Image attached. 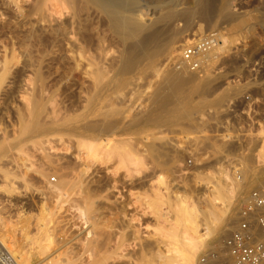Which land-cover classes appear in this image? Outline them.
Here are the masks:
<instances>
[{
	"label": "rangeland",
	"instance_id": "obj_1",
	"mask_svg": "<svg viewBox=\"0 0 264 264\" xmlns=\"http://www.w3.org/2000/svg\"><path fill=\"white\" fill-rule=\"evenodd\" d=\"M137 1L139 2L138 8L140 7L139 12L142 14L141 19L147 22L154 18L152 14L153 12H157L161 7H168L172 3L177 4V11L182 12L183 10H192L195 12V15L192 18L193 20L190 19L186 22L185 20H178L172 25V29H174L173 31L176 33H182L183 30L187 29L186 27L189 26L188 28H192L194 32L195 28L200 26L198 24H201L203 27L202 33L192 35L193 32L190 30L184 32L182 36L179 37L177 43V57L174 59H166L165 56L158 57L154 60L146 59L141 63V66L139 65L138 69L128 75H118V73L114 70L111 71L109 73V84L107 87L109 91H107V97L101 102L103 107L101 106V103L97 104L96 107L98 106L100 108L95 107L93 114L91 113V117L93 119L91 117V119L89 118V121L91 122V120H94L91 123H94L98 127L92 132L93 134L88 133V135L83 138H76L70 135L68 136L67 133H45L37 139L33 137V132L29 130L33 128V124L37 117L40 116L43 121L48 122L49 118L55 115L59 117L60 121H62L60 125H68L70 122L72 123L74 121H78V119L82 116V110L79 108L80 104L76 101V99H68L65 97L63 92L64 90L61 88V85L53 87L50 83H48V66L45 65L47 58L46 56L40 54L39 47L32 50L28 58L26 57L24 53V46L22 44L27 40L26 34L29 31V26L12 21V24L9 25V29L8 27L6 29H0V69L4 62L9 63V66L7 65V68L9 67L6 74L7 76L3 78V83L2 81L0 82V86L2 87H0V142L1 145H3V147H5L8 151L2 154L3 151L1 153L0 150V228H3L2 230L0 229V248L13 253L19 261L24 257L29 259L28 261L26 260L24 264H35L36 261L34 257L35 251L33 245H30L29 241L22 240V235L26 232L28 233V236H31L33 232L32 224H34L33 220L35 219H33V217L37 214V211L35 210V203L36 200H38L37 198L40 197L39 191L43 188V186L46 187L45 185H47L49 187L50 185L51 187L57 182L58 176L61 174L60 172H62L59 170L62 166L60 163L62 164L64 159H67L64 160V162H74L73 160L76 159L74 156L77 155L76 153L78 151L76 149L78 140L85 141V138L88 137V140H91L92 137L95 139L99 137L100 140H103L106 135L108 140L124 142L130 141L131 143L129 142L130 144H128L130 146H134L133 148H136L139 151H141V148L144 150L148 144L151 145V147L154 146L153 148L156 149L157 158L160 157L158 160L160 166L155 168L152 163V156L148 153H143V158L145 157L144 161L146 159L145 163H147L149 167H147L148 171L146 170L143 174L137 175L138 177L135 174H131L130 176L125 175L126 173L123 169L119 170V168H116L118 166H114L116 165L114 160L107 162L99 161L96 162L97 164H93V167H96L95 169L92 167L95 171V175L99 174V185L101 184V186H103L102 188L107 190L109 197L112 195L113 200H111L116 202V205H120V203L125 205V209H123L124 212H120V214L116 217L115 215L113 216L112 212H108L109 214L107 213V216L109 217L108 223H106L108 218H105L107 217L106 210H103L102 212L104 215L102 214L103 216H100V222L103 221L102 224L105 223L104 225L106 226L107 224L110 225L112 221L113 226L110 225L112 228L108 226V228L105 229L106 226L101 223L100 227L103 226L101 229L104 231L110 229L109 233L102 230L103 234L107 233L110 235V241L109 244H107V248L109 249L110 246L111 248L113 246H119L118 250L123 255L122 256L118 251L119 255L122 257L120 256L121 258L116 260V264H155L156 259L154 258L156 257L153 256H155V251H157L156 247H162L163 245L158 237V229L162 226L166 228L168 225L167 221L170 220L169 216L173 214V202L175 200L177 201V198L178 200L179 198H182L189 203L191 202L196 207L198 206L199 209L206 210V199L210 198L207 188L212 190L216 184V180L219 176H223L222 174H233L236 170L242 168L243 165L249 166L253 176L245 183V185L242 186L243 194H241L240 197L236 196L231 200V204L227 211V216L232 220V224H229L226 231L219 235L221 238L217 236L214 240H209L208 246L202 249L198 256L197 264H199L200 259L206 251L209 249H220L224 239L236 226L238 210L247 199L249 193L253 190H264V184L261 183L264 179V172L259 170L260 168L257 167L258 165L253 161L255 147L253 141L256 136L248 134L244 125L245 118L240 114L241 107L239 105V99L247 91L254 89L256 90V93L260 95V92H258L260 91V88L258 89V85L264 82V0H211V4H213V10L211 11L213 13L209 12L208 14L201 13L200 6L195 0ZM219 7L222 10L218 9ZM195 9L196 11H194ZM226 13L235 16H246L245 18L248 19L247 27H244V30L242 29L239 31L234 29V25L236 24L235 22H226L223 19V15ZM210 14L212 16H210ZM55 16L57 17L58 15ZM222 19L224 23L222 22ZM194 25H196V27ZM219 31L225 34V37L228 40L227 50L222 54V56L217 53V61H215L211 67H208L206 72H202V75L198 76L193 73H191V75L189 73L191 76L189 74L181 76L185 78L189 75L185 78L186 80L183 79V87L181 86L179 92H176L177 96L181 100L179 101V98L177 99L175 93L173 94L171 92L173 86H175L173 85V82L179 79H176L178 76L175 74L176 70L174 69L173 64L180 59L181 48H183L182 45L187 42V40L200 37L206 33L217 34ZM109 37L110 34H107L105 36L106 41L104 40L108 46L105 43H102L104 48L94 52L95 54L97 53L98 57L92 53V55L94 54L93 56L95 57V60L98 58L95 62H97V64L100 63V66L102 67H105L103 64L109 65L113 60L112 57H115L114 59L117 60L123 52V45L120 40L116 37ZM111 39L112 41H110ZM117 41L118 43H121H119L120 46H117ZM105 46L109 48H105ZM12 47L15 51L11 54L10 50ZM98 52L101 53V56L98 55ZM104 54L106 59H108L107 61L104 59ZM39 65L43 74L44 82L47 83H44L45 86L41 91H38L39 84H36L38 82L36 81L37 79L35 75V70L38 69ZM173 74H175V76H173ZM167 75L170 76L167 77ZM165 76L168 79H166ZM50 77L51 76H49V78ZM171 77H173V79H171ZM164 79L167 80L168 84ZM206 81L208 82V89L204 92L206 94L198 95L196 91H198V89ZM164 82L166 85H169L167 86L168 88L173 85L170 90L167 88L166 92L169 91L168 93L165 92L166 85H164ZM171 82L173 84L170 85ZM161 84L164 86H160ZM185 84L187 87H185ZM191 86L193 90L191 89ZM235 87L239 89L237 94L232 95L227 102L223 103V105H215V102L223 93L226 94L230 89H235ZM181 89L183 90V93H181L182 96L180 94ZM186 89L188 90L186 91ZM156 90H160L161 92L159 91L158 93ZM163 92L167 94V97L168 95L171 96H169V98L162 96L161 93ZM156 94L160 95V97ZM183 96L184 98L186 97L185 100ZM156 97L158 99H156L157 101L155 100ZM164 97L167 98V101ZM159 98L163 100H160ZM175 98L178 102L175 101ZM164 100L165 103L169 101L167 106L164 103ZM153 101H156V103H153ZM171 101H174L176 104L171 105ZM177 103L183 106L186 111L192 113L191 117L193 119L191 118L190 124L188 123L189 121H184L186 124L184 123L183 125L181 124L182 122H180L174 124L173 126H154L150 124V121L154 118L160 117L165 113L172 112L177 109V106H179ZM159 105L161 108H159ZM165 106L166 108H164ZM108 107H110V109ZM101 108H106L108 110L105 111V109ZM162 108L167 111L164 110L163 112ZM97 109L98 111L101 109L100 113L102 112V114L105 111L102 115L103 117L108 111H110L106 114L107 118L105 116L107 121L101 117L100 114L93 117V115L98 114V111L96 113ZM148 109H150V111ZM151 109H154L155 111L152 110L151 112ZM112 110L114 112H112ZM115 111L118 113L117 115H115ZM146 111L149 113L151 112V114L149 115ZM110 115H113V117ZM108 116L110 117L108 118ZM117 116L118 119H115ZM112 118L115 120L113 121ZM95 121H97V123ZM192 121L195 127L193 126ZM108 126L110 127L109 129H107ZM101 127L104 128L101 129ZM37 142H42L41 147L40 145L35 146ZM145 143L148 144L144 145ZM42 147L44 149H42ZM71 151L74 154L71 155ZM81 153H83V151ZM69 156H73L74 159ZM80 156L82 155L80 154ZM51 158L53 160H50ZM58 158L60 159V162ZM189 158H193V165L191 167L186 166V161ZM241 158L243 159V163L241 162ZM82 159H84V156ZM47 160L50 162L53 161L51 162L52 164H48ZM56 160L58 162L55 164L54 162H56ZM49 165L51 167H48ZM55 168H58L59 171ZM38 169H45V176L38 174ZM97 170L99 173L96 172ZM192 174H197V178H194V175ZM5 175H8L9 180H4L3 176ZM97 175L96 177L94 176L95 179H98ZM235 176H237V172H235ZM155 177L159 178L160 181L163 180L161 183H165L166 187L164 192L167 199L162 204V207L161 205L155 206L153 203L154 191L159 186V184H157V178ZM237 178L239 179V176ZM252 178H256L257 180L252 181ZM54 179L55 181H53ZM8 181L12 182L14 192H7L6 182ZM101 181L103 182L101 183ZM171 198L174 199L172 200ZM176 201L174 202L175 204L178 202ZM54 202L55 201L51 200L50 204H47L46 206L50 205L54 207ZM55 203L57 204V202ZM61 203H63V201ZM61 203H58L57 205H60L62 208ZM64 203L66 204L63 205H68L66 207L63 206L64 209H62L64 211L65 208L67 212L70 209L69 207L75 208L71 201H64ZM69 203L73 206H69ZM214 203L215 206L221 207L219 201H215ZM57 205L55 207L56 210L60 208ZM124 205H120L118 207L124 208ZM56 210L55 212H57ZM70 210L68 213H65L66 211H59L56 213V215L61 219L60 220L55 217L57 219L54 221L55 223H58V226H60V229H57V231L59 230V234L56 231V235L60 236L57 240L61 242L60 238L64 239L61 243L57 241L58 245H55L52 248L53 250L56 248L55 252L58 254L57 255L55 253V255L58 256L56 259L59 258V260H62L64 258L63 260H67L68 256H71L70 258L75 256L68 261L71 262L70 264H79L81 259L84 260L87 256L84 253L83 247H80L82 242L78 244L80 241H77L78 243H76V240L74 242V239L72 238L75 236V232L77 233V231L81 232V238L83 235V226L79 225L81 222H76V224L78 223V226L74 223V220L78 215H74L76 218L73 216V214L77 213L75 209H73L75 213L72 211L71 213L73 214L69 215ZM2 212L3 214H1ZM110 213H112V216ZM60 215H64L65 218ZM66 217L69 225L71 224L73 227L75 224L73 228H68L69 225L67 224L68 222L66 221ZM68 217L72 219V223ZM113 217H115V220ZM211 218H214V216H211ZM7 219L10 221H6ZM24 219H27L29 224L27 223L28 225L25 230H22L19 225V220ZM76 221L79 220L76 219ZM1 222L4 223V227H1ZM65 223L67 226L64 225ZM23 224L24 222L22 221L21 225ZM62 224L71 231L69 230L70 232H68ZM75 226L77 227V230H75ZM7 228L9 230H7ZM65 229L66 233H64ZM19 230L21 231L20 233ZM72 230L75 231H73L74 234H71L72 236L70 238L69 233H71ZM63 235H65V237ZM69 238L71 239L70 242H68ZM71 242H74V244ZM70 249H72V251L75 250L77 253L80 251L81 253L79 252L80 254L76 257L77 253H72ZM154 249L156 250L154 251ZM62 250L64 252H61ZM19 251L22 255L18 253ZM17 255L19 257H17Z\"/></svg>",
	"mask_w": 264,
	"mask_h": 264
},
{
	"label": "bare ground",
	"instance_id": "obj_2",
	"mask_svg": "<svg viewBox=\"0 0 264 264\" xmlns=\"http://www.w3.org/2000/svg\"><path fill=\"white\" fill-rule=\"evenodd\" d=\"M195 1L197 2V4H199L201 13L208 14L209 12L210 13L212 12L211 10H213L212 8L213 4H211L212 3L211 0H195ZM138 3L139 2L137 0H0V29L1 30L6 29L7 27L9 29V25L12 24V21H16L18 23H21L22 25L29 26L30 27L29 31L26 34L27 40L26 42L22 44L24 46V53L26 57L28 58L30 56L31 51L39 47L40 54L43 56H46L47 58V60L45 61V65L48 66L47 67L48 83H50L53 87H57V85H61L62 86L61 88L64 90L63 92H64L65 97L68 99H76V101L80 104L79 108L82 110V116L78 119V121H74L72 123L70 122V124L68 125H63V124L60 125L62 121H60L59 117L55 115L49 118L48 122L43 121V119H41L42 117L40 116L37 117L33 124V128L29 130L33 132L34 138L37 139L45 133H67L68 136L70 135L76 138L85 137L86 135H88V133H92L98 127L94 123H91L94 120L93 121L91 120L90 122L89 118L92 116L91 113L93 114V111L96 105L100 104L107 97V93H108L107 91H109L107 88L109 84L108 78H109V73L111 71L114 70L116 73H118V75L119 74L128 75L132 73L133 71H135L136 69H138L139 65L141 66L142 65L141 63L144 62V60L146 59L154 60L161 56H165L166 59L168 58L174 59L177 57V52H178L177 43H178L179 37L182 36L184 32H187L188 30L193 32V30L192 28H188L189 27L188 26L186 27L187 29L183 30L182 33H176L173 31L174 29H172V25L178 20H183V21L185 20V22L189 21L190 19L193 18V16L195 15V12H193L192 10L191 11L183 10L182 12L177 11V8H176L177 4L172 3L168 7H161L157 12H153L152 14L154 18L151 21L147 22L141 19L142 14L139 12L140 7L138 8L139 6ZM218 9H220V7ZM194 11H196V9ZM53 13L58 16L56 17ZM210 16L212 15L210 14ZM245 17L235 16V15L227 14V13L223 15V19L226 22L232 21L236 23L235 25L233 23L231 24L234 25V29H236L237 31L242 30L244 27H247L248 19H246ZM223 19H222V22L224 23ZM206 20H207V17H206ZM198 25L200 26L195 28L192 35L196 33L198 34L202 33L203 27L201 26V24H198ZM194 26L196 27V25ZM107 34H110L111 38L116 37L118 40H120V42L123 45V52L120 54V56L118 54L119 58L117 60L114 59L115 57H112L113 60L110 59L111 58L110 57L109 59L112 60L110 64L108 63L109 65L106 64L107 65L106 66L105 64H103L104 63L103 62L102 64L105 67H102L100 66V63L97 64V62H95L96 60H98V58L95 60V57L93 55L95 54L94 53L95 51L97 52L98 50L104 48L102 43H105L104 40ZM110 41H112V39ZM116 43H118V41ZM119 43L117 46H120L121 43L120 44ZM227 44H228V40L225 37V34L219 31L216 34L215 43L213 44L212 48L208 50L202 57V60H203L202 72L204 71L206 72L208 67H211L215 63V61H217L218 59L217 53H219V55L222 56V54L227 50ZM107 46H105V48ZM13 51L15 50L12 47L10 50V53L12 54ZM92 53L94 54L92 55ZM100 54L101 53L98 52L99 56H101ZM95 55L96 57H98L97 53ZM180 56H181V53H180ZM104 59H106V56L104 57ZM107 60L108 59H106V61ZM179 60L180 59H178L176 63H178ZM8 64L9 63H6V62L2 64V67L0 69V82L3 80L4 77L7 76L6 74L9 68V67L7 68ZM26 64H27V61H26ZM173 67L176 70L175 74H177L178 76L176 77V79L177 78L179 79H177V81L174 80L175 81L173 82L174 84L172 82L170 83V85L171 84L175 85V86L171 85V87L173 86V88H172V92L171 91L170 92L173 94L175 93V95L177 96L176 92L177 91L179 92L180 87L183 85L184 83L183 79L187 78L191 73L189 74V72L185 69L177 70L175 66ZM175 74H173V76H175ZM186 74H189V75L186 76L185 78L181 77ZM35 75L37 79L36 81L38 82L36 84H39L38 91L39 90L41 91L43 87L45 86V84L47 83L44 82L43 74H42V71L40 70V65L38 66V69L35 70ZM49 76L51 77L49 78ZM168 76L170 75H167V77ZM171 79H173V77H171ZM207 81L202 84V86L198 89V91H196L198 95L206 94L204 92L208 89ZM3 82L4 81H2V83ZM165 82L168 84L167 80H165ZM166 83L164 85H166ZM262 83L258 85V89L260 88V91L258 92H260L261 96L264 95V82ZM163 84H161L160 86H162ZM190 84H193V83H190ZM167 86L169 85H166L165 92L167 91V88H168ZM171 87H169L168 90H170ZM185 87H187V85ZM191 89H192V86H191ZM187 90L188 89H186V91ZM230 90L226 94L223 93L219 97V99L215 102V105H221V104L223 105V103L227 102V100L232 95L237 94L239 89L235 87V89H232L231 91ZM157 91L159 93L160 90H156V92ZM182 91L183 90L181 89L180 94L183 93ZM165 92H163L164 95L163 93H161L162 96H166L167 95L166 93H168L169 91L166 93ZM157 96L160 97V95H157ZM169 96L171 95H168V97L167 96L166 97L169 98ZM167 98H165L166 101H167ZM178 98L179 97L177 96V99ZM187 98H188V95H187ZM156 99L157 97L155 98V100ZM177 99L175 98V101H177ZM185 99L186 97L184 98V100ZM160 100H163V99H160ZM156 101L155 102L153 101V103H156ZM179 101H181L180 98H179ZM171 102H170L171 105L176 104L174 103V101H171ZM164 103H165V100H164ZM168 103L169 101L165 103L166 106L168 105ZM177 104L179 105V103ZM101 106H102V103H101ZM166 106L164 108H166ZM108 108L110 109V107ZM159 108H161L160 105H159ZM101 109H105V111L108 110L106 108H101ZM101 109H99V111L97 109L96 113L98 111V114L93 115V117L99 114L101 117H103L102 115L105 113V111L103 110L104 113L102 114V112L100 113ZM148 110L150 111V109ZM152 110L155 111L154 109H151V112ZM164 110L166 109L162 108L163 112ZM108 112L106 114H108ZM112 112L114 111L112 110ZM151 112L150 113L147 112V113H149L150 115ZM106 114L105 116L107 118ZM117 114L118 113L115 111V115ZM191 114L192 113H189L188 111H186L183 108V106L179 105L177 106V109L173 110L172 112L165 113L164 115L160 117H156L153 119V117L151 116L153 120L150 121V124L154 126H159V125L173 126L174 124L180 123V122H182L181 123L182 125L184 123L186 124V122L184 121H189L188 123L190 124V120L192 118ZM105 116L103 117L104 119H105ZM110 116L113 117V115H110ZM110 116H108V118ZM115 119H118V116L115 117ZM115 119H113V121ZM193 121H192V124H193ZM95 122L97 123V121ZM193 126L195 127L194 124ZM104 127H101V129ZM109 128L110 127L108 126L107 129ZM255 136H256L255 140L253 141L255 144L253 161L255 162V164L258 165V167L260 168L259 170H262L264 172V128L258 129ZM92 138L91 140H88L89 137L85 138V141L78 140L76 144V149L78 151L76 153L77 155L74 156L76 157V159H74V157L72 156L74 159L73 160L74 162L72 161L64 162V160H67V159L63 158L64 160L62 164L60 163V165H62L60 167L61 169H59L62 172H60L61 174L58 176L57 182L53 185L51 184L52 185L51 187L50 185L49 187L45 185L46 187L44 186L43 188L41 187L42 189L39 191L40 197L37 198L38 200H36V203H35V210L37 211V214L35 213L36 216L34 215L35 217H33V219L34 218L35 219L34 220L32 219L34 221V224H32L33 232L31 236L30 235L28 236V233L23 231L25 233L22 235V240L29 241L30 245L32 244L34 247V251H35L34 257L36 259L35 264H70L71 262L68 260L75 257L73 256L72 258H70L71 256H68L67 258L66 256L67 260H63L64 259L63 258L62 259L63 261L59 260V258L56 259L58 257L57 252H55L56 248L54 250L52 248L53 246L58 245L57 241L59 240H57V238H59L60 236L56 235V231L58 228L60 229V226H58V223H55L54 221L57 218L60 219L56 215V213L59 211L61 212L64 211L63 206L65 205L63 204H66L64 203V201L65 202L71 201V203L74 205L75 208L69 207L71 209V210L69 209L70 210L69 215H72L73 213H75L73 211V209H75L77 213L73 214V216L78 215L77 218L75 216L74 217L78 219L79 221H76V219L74 218L75 219V220L73 219L75 221L74 223L76 224V222L78 223L81 222V224L79 225L83 226L82 228L83 235L81 236V238H80L81 232L79 231H77L78 234L75 232V236H73L72 238L74 239V242L76 240V243H78L77 241H80L78 244L82 242L81 243L82 245H80V247L81 246L83 247L84 253L87 256L86 259H84L85 256L83 257L84 260L82 259L81 261L78 260L80 261L79 264H114V263L116 264V260L117 259L119 260V258L123 256L122 253L118 250L119 246L112 245L113 247L111 248V246L109 245L111 249L107 248V244H109V241H110V235L107 233L105 234L102 233L104 230L101 228L103 227L102 225H104L105 223L102 224L103 221L100 222V216L103 214L102 211L106 210L107 211L106 216L108 212H112L113 216L115 215L116 217L120 214V212L122 213L124 212L123 209H125V205L123 203L122 204L120 203V205L122 206L124 205V208L118 207L120 205L118 203H117L118 205H116L115 204L116 202L112 201L113 200L112 195L110 194L111 195L110 196L111 198H110L109 194L107 193V190L105 188H102L103 186H101V184L99 185V181H100L98 177L99 174L98 175L96 174L98 179H95L96 177L95 171L92 169L93 164H97L96 162H99V161L107 162L110 160H114L116 164L114 166H118L116 168H119V170L123 169L126 173L125 175L130 176L131 174H135L137 176V175L143 174L147 170V167H149L147 163H145L146 159L144 161L145 157L143 158V155H144L143 153H148L152 156V163L155 168L160 166V163L158 161L160 157L157 158L156 149L153 148L154 146L151 147V145H149L148 143L144 144V145L148 144L146 145L144 150L141 148V151H139L138 149L133 148L134 146L129 145L131 143L130 141H126V142L112 141V140H108L106 138V135H105V139L103 140L102 139L100 140L99 137H97L98 139L97 138L92 139ZM0 145H1V142H0ZM36 145L37 146L40 145L41 147L42 142L41 143L37 142L35 146ZM42 149L44 148L42 147ZM0 150H1V153L3 151L2 154H4V152H8L7 149L3 147V145H1ZM82 151L83 153H81ZM72 154L74 153L72 152L71 155ZM80 154L82 156H80ZM83 156H84V159H82ZM60 159H59V162H60ZM50 160H53V159L51 158ZM47 161H48V164L49 163L52 164L51 162H53V161L50 162L49 160ZM57 162L58 161L56 160V162L54 163L56 164ZM241 162L243 163L242 158H241ZM37 167L40 168L39 166ZM48 167H51V166L49 165ZM50 169H53V168H50ZM55 169L59 171L58 168H55ZM44 170H39V171L36 170V171L38 174L45 176L46 170L45 172ZM96 172L99 173L98 170ZM235 172H237V176H235ZM235 172L233 174H227V173L222 174L223 176H219L212 190L207 188V191L210 194V198L206 199V202H207L206 210H201L198 208V206L196 207L191 202L189 203L182 198L181 199L179 198V200L177 198L178 202L175 200L177 202L176 204L174 203L175 201L173 202V207H172L173 214L169 216L170 220L167 221L168 225L166 226V228L162 226L161 228L158 229V237L160 238L159 240H161V244L163 245L162 247H156L157 251H155L156 249H154L155 256L153 257H156L154 258L156 259L155 264H197L198 256L201 250L208 246L209 240H214L215 238H217V236L221 235L223 232L226 231V228L228 227V225L232 224L231 223L232 220L229 219L230 217L227 216V211L231 204V200L235 198L236 196L240 197L241 194H243L242 186L245 185V183L253 176V173L249 169V166H246V165H243L242 168L236 170ZM196 176L197 174L194 175V178H197ZM238 176H239V179L237 178ZM3 177L5 181L9 180L8 175H5ZM156 180L158 181L157 184H159V186L154 191L153 203L155 206L161 205L162 207V204L167 199V196L164 192L166 187H165V183H161L163 180L160 181L159 178H157ZM253 180L256 181L257 179L252 178V181ZM53 181H55V179ZM262 181L263 182L261 183L264 184V179ZM102 182L103 181H101V183ZM6 185L7 187L6 186L5 187L7 188L6 189L7 192H14V188L12 186L11 181L6 182ZM171 199L173 200L174 198H171ZM51 200L57 202V204L58 203L60 204L63 201V203H61L63 209L61 208L60 205H57L55 202L53 203L54 207L50 205L46 206L47 204H50ZM215 201H219L221 204V207L215 206V203H214ZM72 204H70L69 206H71ZM56 205L59 206L61 209L57 207L59 209L56 210L55 208ZM55 210L57 212H55ZM65 211H66V208H65ZM72 211L73 213H71ZM68 212L66 211L65 213H68ZM112 213H110L111 216H112ZM1 214H3V212ZM211 216H214V218H211ZM62 217L65 218L64 215ZM115 217H113L114 220H115ZM105 218L106 219L108 218L106 220L107 221L106 223H108L109 217L107 216ZM68 219H70V217H68ZM8 220L9 219H7L6 221ZM71 220L72 219H70V222ZM22 221L24 222L23 225H21ZM66 221H67V217H66ZM2 222H1V225H2L1 227H4L3 226L4 223ZM28 222L29 221L27 219L19 220V225L22 228V230H25L26 226L29 224ZM66 223L64 224L65 226H67V224L69 225V222L67 224ZM100 223L102 224L101 225L102 227H100ZM64 225L63 227H65ZM70 225L68 226V228L71 229L72 225L71 226ZM110 225H112V221ZM110 225L109 224H107V226L104 225L106 226L105 229L108 228V226ZM5 226H8V225H5ZM112 226L110 227L112 228ZM65 228L67 229L68 232L71 231L67 227ZM0 229L2 230L3 228H0ZM66 229L64 233H66ZM7 230L9 229L7 228ZM75 230H77V227L75 228ZM75 230H72V232L69 233L70 236L68 234L67 235L71 238V236L74 234L73 231ZM58 231L57 233L59 234ZM20 232L21 231L19 230V233ZM106 232L109 233L110 229H108ZM65 235L63 236L65 237ZM70 238L68 242L71 241ZM63 239L60 238L61 242H63L62 241ZM61 242L59 241V243ZM74 242H71V243L74 244ZM70 250L72 251V249ZM118 251L119 253H121L122 256L119 255ZM7 252L11 256V259L13 260L14 264H24L26 260L27 261L29 260L26 257H24V258H21L19 261V259L16 258L15 255H13V253H10L9 251ZM61 252H64V251L62 250ZM73 252H75V250L72 251V253ZM79 252L80 251H78V253L75 252L77 253L76 257L78 256V254L81 253ZM18 253L22 255L20 251ZM55 253L57 255H55ZM142 253H143V250H142ZM17 257L19 256L17 255Z\"/></svg>",
	"mask_w": 264,
	"mask_h": 264
},
{
	"label": "built area",
	"instance_id": "obj_3",
	"mask_svg": "<svg viewBox=\"0 0 264 264\" xmlns=\"http://www.w3.org/2000/svg\"><path fill=\"white\" fill-rule=\"evenodd\" d=\"M216 34L206 33L187 40L182 46L177 70L185 69L189 73L202 75L203 55L212 48ZM240 114L245 118V127L249 135L264 128V96L256 90L245 92L239 99ZM255 139V138H254ZM193 165V158L186 166ZM258 167V166H257ZM0 264H14L11 256L0 248ZM199 264H264V190H253L239 208L236 226L224 239L220 249H209Z\"/></svg>",
	"mask_w": 264,
	"mask_h": 264
}]
</instances>
